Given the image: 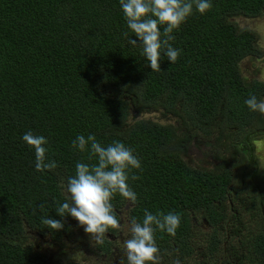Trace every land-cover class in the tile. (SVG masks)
I'll return each mask as SVG.
<instances>
[{"label": "trees", "instance_id": "1", "mask_svg": "<svg viewBox=\"0 0 264 264\" xmlns=\"http://www.w3.org/2000/svg\"><path fill=\"white\" fill-rule=\"evenodd\" d=\"M241 15L263 16L264 0L194 8L169 41L179 58L162 57L154 71L140 46L128 44L134 33L120 0H0V264H37L29 229L74 227L56 208L75 164L97 161L71 145L90 133L105 146L123 141L141 160L128 174L132 219L142 221L145 209L180 214L175 235L154 233L166 259L185 260L206 244L201 264H264V168L255 144L264 114L244 103L250 94L264 98V80L242 69L264 53L261 35L237 25ZM154 110L164 118L145 116ZM29 130L47 137L55 169L36 171L34 148L22 139ZM201 134L212 137L213 167L184 158ZM127 201L112 198L118 220ZM47 217L64 226L50 228Z\"/></svg>", "mask_w": 264, "mask_h": 264}, {"label": "clouds", "instance_id": "2", "mask_svg": "<svg viewBox=\"0 0 264 264\" xmlns=\"http://www.w3.org/2000/svg\"><path fill=\"white\" fill-rule=\"evenodd\" d=\"M120 7L128 29L134 33L128 38V44L139 45L148 66L159 71L162 57L166 56L174 64L180 56L181 49L169 43L175 39L173 31L193 14L194 8L201 14L206 13L212 7V0H120ZM244 103L250 111L264 114V98L250 94ZM22 139L34 148L36 171L57 167V162L47 157L46 136L29 130ZM71 145L81 152L89 151L97 161L93 164L78 161L74 174L67 177L66 183L61 181V189L68 198L59 204L56 213L60 217H74L86 233L99 238L119 222L111 202L114 195L118 192L132 202L137 200L136 193L128 184V174L133 168H141V160L123 141L113 140L105 146L91 133L87 136L77 134ZM180 220L179 213L153 214L147 209L142 221L133 218L130 236L124 241L127 264H159V248L154 233L159 229L175 235ZM43 223L55 229L64 226L61 220L51 217L43 218Z\"/></svg>", "mask_w": 264, "mask_h": 264}, {"label": "flooded vegetation", "instance_id": "3", "mask_svg": "<svg viewBox=\"0 0 264 264\" xmlns=\"http://www.w3.org/2000/svg\"><path fill=\"white\" fill-rule=\"evenodd\" d=\"M131 206V201H127L119 210L117 226L107 229L99 238L86 233L74 217H71L74 227L70 229L57 232L29 229L28 241L39 252L37 264H127L124 241L130 236ZM158 255L159 264H201L195 254H187L182 261H173L166 259L170 252L160 248Z\"/></svg>", "mask_w": 264, "mask_h": 264}, {"label": "rangeland", "instance_id": "4", "mask_svg": "<svg viewBox=\"0 0 264 264\" xmlns=\"http://www.w3.org/2000/svg\"><path fill=\"white\" fill-rule=\"evenodd\" d=\"M236 23L241 28L252 29L254 32L261 35L259 46L264 53V15L257 17H247L241 15L236 18ZM242 69L243 71H245V75H247L249 78L253 76V73L257 72V77L264 80V54L260 57L255 56L253 58L245 59L242 62ZM145 116L158 120H162L164 118V114L161 111L157 110L146 112ZM211 141L212 137L210 136L205 137L202 134L201 136L194 135L187 142L188 145L184 151V158L188 160L192 165L194 164L201 167H213L218 163V161L213 157L215 152L211 147ZM255 142L257 156L260 158L261 166L264 168V133H262V135H259ZM237 176V180H239L240 175ZM248 215H250V213L243 217V221L247 219ZM197 224L201 226V219L198 220ZM123 227H126V224H124ZM199 233H201V230L199 231ZM205 245L206 244H202L195 252L196 259L199 261H201L202 256L205 255Z\"/></svg>", "mask_w": 264, "mask_h": 264}]
</instances>
